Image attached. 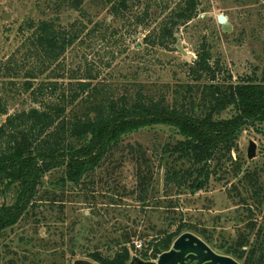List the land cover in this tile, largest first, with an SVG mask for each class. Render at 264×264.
Masks as SVG:
<instances>
[{"label": "rangeland", "instance_id": "obj_1", "mask_svg": "<svg viewBox=\"0 0 264 264\" xmlns=\"http://www.w3.org/2000/svg\"><path fill=\"white\" fill-rule=\"evenodd\" d=\"M54 1L0 0V69L19 70L14 82L0 77V96L10 113L36 105L22 88L25 71L39 64L36 58L28 59L29 32L23 26L31 17H56ZM182 1L130 0L128 9L116 16L107 0H85L93 23L36 83L57 81L63 90L70 82H78L71 79L72 74H92L97 76L92 82L106 87L115 98L135 96L141 90L147 96L172 99V89L196 82L189 65L204 41L211 46L213 61L219 60L234 79L256 70L261 73L264 0H199V16L179 26L187 55L176 48V38L166 46L149 42ZM82 13H72V19L75 15L87 23ZM220 13L229 17L230 32L218 23ZM66 14L62 12L64 25L68 24ZM95 24L99 28L91 31ZM60 74L63 77H57ZM231 115L232 111H226L221 116ZM179 137L167 125L140 128L126 135L77 187L63 183L62 168L48 173L19 222L0 232V264L94 262L93 252L113 255L123 245L134 251L136 240L146 249L160 232L180 224H186L216 252L238 260L226 250L246 248L264 226V203L251 198L260 186L264 201V123L243 128L232 159L217 165L209 183L195 192L165 180L169 163L163 149ZM251 141L257 144L254 159L247 156ZM15 199L14 191L0 195V206L12 205Z\"/></svg>", "mask_w": 264, "mask_h": 264}, {"label": "trees", "instance_id": "obj_2", "mask_svg": "<svg viewBox=\"0 0 264 264\" xmlns=\"http://www.w3.org/2000/svg\"><path fill=\"white\" fill-rule=\"evenodd\" d=\"M129 2L107 0L116 16L128 9ZM84 5L85 0H56L52 5L56 17L46 14L39 19L31 17L23 26V31L29 32L28 59L36 58L39 64L25 71L22 88L30 93L36 105L10 113L0 96V120H3L0 122V195L16 193L12 205L0 206V232L19 222L48 173L62 168L63 183L77 187L86 175L101 166L126 135L140 128L167 125L180 136L163 149L169 163L165 180L169 185L195 192L209 183L217 165L232 159L241 130L264 123V69L260 74L256 70L234 79L219 60L213 61L207 41L202 42L197 58L189 65L188 72L196 82L172 89V99L166 95L147 96L141 90L135 96L115 98L106 87L92 82L97 77L92 74H72L71 79L78 82H70L63 90H59L57 81L36 83L40 75L81 40L87 25L93 23ZM198 5L199 0H183L161 22L158 33L151 35L149 42L169 45L181 24L199 16ZM149 8L150 5L146 11ZM62 12L67 13L68 26L62 22ZM77 12H83L82 17L88 22L75 15L72 19V13ZM98 28L95 24L91 31ZM0 77L14 82L19 70L7 66L0 69ZM77 107L82 111L71 112ZM226 111H232V115L222 117ZM260 189L257 186L251 198L263 205ZM190 230L186 224H180L160 232L149 243L152 257L168 251L178 236ZM226 253L243 264H264V226L258 228L246 248H230ZM91 257L100 264H128L132 249L123 245L113 255L96 251ZM141 257L150 259L148 250L142 251Z\"/></svg>", "mask_w": 264, "mask_h": 264}, {"label": "water", "instance_id": "obj_3", "mask_svg": "<svg viewBox=\"0 0 264 264\" xmlns=\"http://www.w3.org/2000/svg\"><path fill=\"white\" fill-rule=\"evenodd\" d=\"M218 23L222 26L224 32H230L232 25L229 17L224 13L217 16ZM176 48L187 55L181 35L177 32ZM248 159H254L257 156V144L250 142L247 152ZM74 264H96L88 260H77ZM128 264H240L238 260L230 255L216 252L204 239L192 231H186L178 236L171 248L159 254L156 261H145L137 255H134Z\"/></svg>", "mask_w": 264, "mask_h": 264}, {"label": "built area", "instance_id": "obj_4", "mask_svg": "<svg viewBox=\"0 0 264 264\" xmlns=\"http://www.w3.org/2000/svg\"><path fill=\"white\" fill-rule=\"evenodd\" d=\"M133 244H134V251H132V257L134 255L141 256V252L142 251H147L148 250V254H149L150 258L151 259L153 258L152 257L153 250L152 249H148V248L145 249V246H144V244H143V242L141 240L140 241L136 240V241L133 242Z\"/></svg>", "mask_w": 264, "mask_h": 264}, {"label": "flooded vegetation", "instance_id": "obj_5", "mask_svg": "<svg viewBox=\"0 0 264 264\" xmlns=\"http://www.w3.org/2000/svg\"><path fill=\"white\" fill-rule=\"evenodd\" d=\"M140 258H142L143 260H145V261H156L157 260V258H150V259H144L143 257H141V256H139ZM94 263H96L95 261H94ZM97 264V263H96Z\"/></svg>", "mask_w": 264, "mask_h": 264}]
</instances>
